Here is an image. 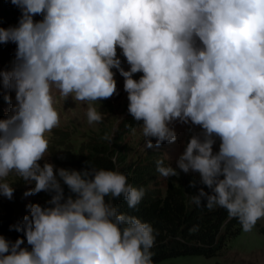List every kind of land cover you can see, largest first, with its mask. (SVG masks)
Here are the masks:
<instances>
[{"label":"clouds","instance_id":"clouds-1","mask_svg":"<svg viewBox=\"0 0 264 264\" xmlns=\"http://www.w3.org/2000/svg\"><path fill=\"white\" fill-rule=\"evenodd\" d=\"M11 3L21 16L0 27V44L16 45L12 67L0 69V89L14 93L3 96L10 108L0 118V197L11 201L22 180L26 197L50 199L27 205L9 226L22 237L0 235V264H153L154 228L113 203L135 209L144 188L90 161L76 170L46 159V134L61 120L57 94L87 105V122L100 123L96 104L118 94L116 72L145 150L175 143L177 125L187 128L176 167L156 161L161 177L198 174L208 191L191 202L225 209L244 232L264 219V0Z\"/></svg>","mask_w":264,"mask_h":264},{"label":"rangeland","instance_id":"rangeland-1","mask_svg":"<svg viewBox=\"0 0 264 264\" xmlns=\"http://www.w3.org/2000/svg\"><path fill=\"white\" fill-rule=\"evenodd\" d=\"M20 16V9L14 6L11 0H0V27L17 26ZM34 19L39 20L41 17L36 16ZM15 51L16 45L11 42L0 44V69L7 70L12 67ZM120 58L122 66L127 70L126 61L122 56ZM139 76L140 74H136L134 78L138 79ZM115 79L118 94L96 104L104 117L100 123L89 124L87 122L85 115L87 105L74 103L70 98L64 103L57 94L55 107L60 113L61 120L59 127L46 134L49 140L46 159L57 168L74 169L75 164L83 155L90 152L93 145H101L107 149V156L116 163L118 172L131 165L134 167L133 175H143L147 182L146 188L150 192L163 197L168 182H171L176 186H182L187 192V199L191 201V196H194L193 193L201 186L198 174L180 172L179 176L166 179L156 171L158 159H163L165 166L171 164L172 167H176V160L183 152L188 136L186 126L177 125L178 138L175 143H165L159 149L145 150L141 130L127 112L128 100L127 93L123 90V77L116 72ZM4 95H11L14 99L13 92L0 89V118L5 117L10 108V105L3 99ZM130 121L135 122L134 127L129 131H122L127 128L122 125H129ZM106 133L114 136L111 142L102 139ZM146 169L150 173L143 174L147 171ZM16 179L9 177V182ZM192 182H195V187L191 186ZM12 187L15 192L11 201L0 197V217L10 220L13 224L22 222L23 217L28 214L27 205L33 203L45 205L50 199L49 194L45 192L26 197L24 193L29 186L22 180L13 183ZM263 230L264 219L259 220L251 232H244L240 227L239 234L236 237H227L224 247L213 258L189 255L162 260L156 264H264ZM18 234L22 237V233Z\"/></svg>","mask_w":264,"mask_h":264},{"label":"trees","instance_id":"trees-1","mask_svg":"<svg viewBox=\"0 0 264 264\" xmlns=\"http://www.w3.org/2000/svg\"><path fill=\"white\" fill-rule=\"evenodd\" d=\"M130 123L122 125L127 127L122 131L133 128L135 122L130 121ZM107 152L103 146L93 145L90 152L83 155L75 164L74 169L81 170L85 167V162L90 161L97 169L118 171L116 163L107 156ZM133 169L134 167L129 165L126 169H120L119 172L125 174L128 182L134 187L145 189L143 199L135 209L129 208L122 198L113 203L120 213L134 215L142 222L150 223L154 228L156 240L152 248L153 264L189 255L204 258L216 257L224 247L227 237H236L239 234L241 225L237 219H230L225 209L209 210L207 207H197L187 199V192L182 186H176L171 182H168L164 196H157L146 188L147 182L143 175H133ZM147 171L143 174L150 173L149 170ZM202 187L208 191L201 184L200 188ZM65 191L67 192V189ZM198 191L193 195H197ZM10 225H13L10 220L0 217V235L14 242L21 236L16 231H10ZM196 225L199 226V230L190 232L189 229ZM24 246H27L26 241L22 247Z\"/></svg>","mask_w":264,"mask_h":264}]
</instances>
